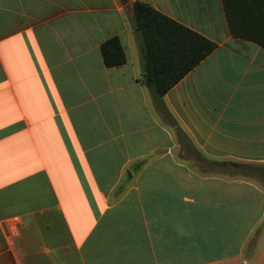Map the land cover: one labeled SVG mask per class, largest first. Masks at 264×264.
Wrapping results in <instances>:
<instances>
[{
  "label": "crops",
  "instance_id": "0c3cea01",
  "mask_svg": "<svg viewBox=\"0 0 264 264\" xmlns=\"http://www.w3.org/2000/svg\"><path fill=\"white\" fill-rule=\"evenodd\" d=\"M135 1L0 0V264H264L233 176L264 165V48L223 0H140L217 45L159 101Z\"/></svg>",
  "mask_w": 264,
  "mask_h": 264
},
{
  "label": "trees",
  "instance_id": "16d2710c",
  "mask_svg": "<svg viewBox=\"0 0 264 264\" xmlns=\"http://www.w3.org/2000/svg\"><path fill=\"white\" fill-rule=\"evenodd\" d=\"M123 1L127 3L129 0ZM223 1L232 35L253 41L264 48V0ZM132 10L136 30L144 43L145 83L160 101L206 59L217 45L159 13L145 2L136 0ZM101 52L107 67H119L126 63L124 49L117 38L105 42ZM159 107L176 128L178 135L183 137L184 133L166 112L165 106ZM252 168L251 165H243L241 171L247 173L246 170Z\"/></svg>",
  "mask_w": 264,
  "mask_h": 264
},
{
  "label": "rangeland",
  "instance_id": "374dc122",
  "mask_svg": "<svg viewBox=\"0 0 264 264\" xmlns=\"http://www.w3.org/2000/svg\"><path fill=\"white\" fill-rule=\"evenodd\" d=\"M253 167L254 168H252L250 170H246L247 173L245 171H241V172L233 171V176H235V177H245L246 179L252 180L255 183H257V184L261 185L262 187H264V165H254ZM236 175H238V176H236ZM258 230H259V232L262 233L261 244L264 246V220H263V223L259 227ZM257 236L255 235V239H253V241L250 244L251 249H252L253 246L255 247V244H256V241H257ZM250 246H249V248H250Z\"/></svg>",
  "mask_w": 264,
  "mask_h": 264
}]
</instances>
